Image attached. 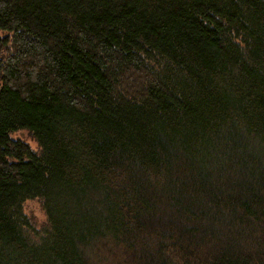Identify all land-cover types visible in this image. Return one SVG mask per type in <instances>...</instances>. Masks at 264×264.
Returning <instances> with one entry per match:
<instances>
[{
	"label": "trees",
	"instance_id": "1",
	"mask_svg": "<svg viewBox=\"0 0 264 264\" xmlns=\"http://www.w3.org/2000/svg\"><path fill=\"white\" fill-rule=\"evenodd\" d=\"M0 264H264V0H0Z\"/></svg>",
	"mask_w": 264,
	"mask_h": 264
},
{
	"label": "rangeland",
	"instance_id": "2",
	"mask_svg": "<svg viewBox=\"0 0 264 264\" xmlns=\"http://www.w3.org/2000/svg\"><path fill=\"white\" fill-rule=\"evenodd\" d=\"M12 139H20L27 143L32 149H35V145L32 141H30L24 132L15 133L11 136ZM22 213L24 216H27L31 219L35 224L40 225L44 218L40 211L39 205L36 201H26L22 205Z\"/></svg>",
	"mask_w": 264,
	"mask_h": 264
}]
</instances>
